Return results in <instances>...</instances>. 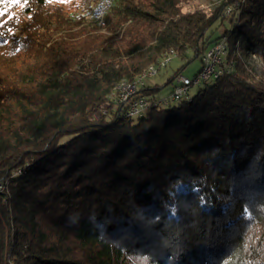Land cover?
<instances>
[{
    "label": "trees",
    "instance_id": "1",
    "mask_svg": "<svg viewBox=\"0 0 264 264\" xmlns=\"http://www.w3.org/2000/svg\"><path fill=\"white\" fill-rule=\"evenodd\" d=\"M221 37L233 69L190 101L138 118L110 102L169 51L196 59ZM237 49L264 57V0H111L102 27L0 0V264H264V83Z\"/></svg>",
    "mask_w": 264,
    "mask_h": 264
},
{
    "label": "built area",
    "instance_id": "2",
    "mask_svg": "<svg viewBox=\"0 0 264 264\" xmlns=\"http://www.w3.org/2000/svg\"><path fill=\"white\" fill-rule=\"evenodd\" d=\"M111 5V0H100L93 10L92 21L95 25L102 27L104 17ZM176 55L173 50L164 54L163 57L148 65L133 80H122L117 84L110 102L123 108V116L128 118H138L148 109L150 103L154 106L166 107L172 103L180 101H190L189 90L198 87L203 83H212L223 74L230 73L234 66L233 56L229 53V47L225 37L217 39L212 43L201 56V68L197 74L189 79L177 75L174 77L172 92L162 99L150 101L146 96L139 94L145 85L144 80L158 74L170 62L171 57ZM106 114V109L96 111L93 116L98 118Z\"/></svg>",
    "mask_w": 264,
    "mask_h": 264
},
{
    "label": "rangeland",
    "instance_id": "3",
    "mask_svg": "<svg viewBox=\"0 0 264 264\" xmlns=\"http://www.w3.org/2000/svg\"><path fill=\"white\" fill-rule=\"evenodd\" d=\"M224 0H179L180 8L183 12H190L195 9L202 10L206 14H211ZM65 11L70 15L75 16L83 14L85 20L92 21V13L96 6H86L83 0H55ZM239 4L237 2L229 4L225 7L223 13L225 15H233L238 12ZM95 25V24H94ZM228 25L227 21L221 25H217L214 37L220 35L223 32L224 27ZM210 46V45H209ZM208 46V47H209ZM235 54L242 61L248 71L258 80L264 83V57L257 56L251 53H247L242 49H237ZM232 55V54H231ZM192 54L188 53L185 58H181L177 55L171 57V62L161 71L153 77L146 78L144 80L145 86H158L159 90L155 93L157 99L167 97L173 89L174 78L168 82V80L180 70L179 75L192 79L201 68V56L196 59H191ZM198 87H192L189 90L190 94L196 93ZM15 173H18L16 171ZM6 184L4 181H0V193L5 191Z\"/></svg>",
    "mask_w": 264,
    "mask_h": 264
}]
</instances>
